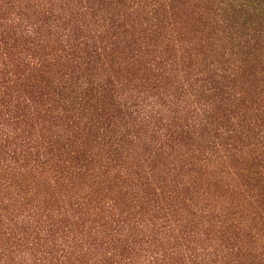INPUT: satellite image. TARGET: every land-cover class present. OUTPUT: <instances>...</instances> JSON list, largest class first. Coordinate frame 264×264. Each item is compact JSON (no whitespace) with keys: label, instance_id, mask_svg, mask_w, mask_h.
Segmentation results:
<instances>
[{"label":"trees","instance_id":"1","mask_svg":"<svg viewBox=\"0 0 264 264\" xmlns=\"http://www.w3.org/2000/svg\"><path fill=\"white\" fill-rule=\"evenodd\" d=\"M0 264H264V0H0Z\"/></svg>","mask_w":264,"mask_h":264}]
</instances>
